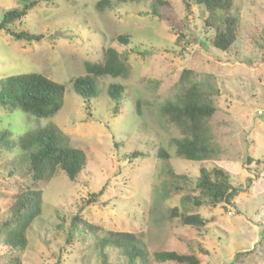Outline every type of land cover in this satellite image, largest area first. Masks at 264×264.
<instances>
[{
  "label": "rangeland",
  "instance_id": "rangeland-1",
  "mask_svg": "<svg viewBox=\"0 0 264 264\" xmlns=\"http://www.w3.org/2000/svg\"><path fill=\"white\" fill-rule=\"evenodd\" d=\"M101 1L0 0V21L36 2L10 28L44 36L39 44L17 42L0 30V81L39 74L65 86L62 109L48 119L0 107V131L9 130L16 141L54 129L64 146L89 150L76 181L58 170L43 184V227L29 230L26 252L0 244V264L16 258L20 264H101L94 239L85 242L76 233L66 243L76 214L97 227L99 237L137 236L149 264H175L156 262L157 252L194 255L200 264H264V0H234L236 41L226 52L212 45L225 14L193 0H186L190 11L184 0H163V7L156 0H109L113 8L99 10ZM109 48L120 54L127 73L96 79L97 97L87 102L75 92V80L86 75L85 63H103ZM186 71L190 81L183 83ZM113 85L124 89L116 111ZM192 87L214 110L205 134L213 153L202 162L177 155L174 142L185 134L161 111ZM160 149L170 160L157 157ZM137 151L141 155L133 158ZM18 159L23 153L16 146L0 158V168ZM201 167L228 172L238 191L232 204H211L196 189ZM25 190L24 181L0 176V225L10 216L13 196ZM100 192L97 203L85 205ZM183 216H199L204 226H186ZM111 252L109 262L123 264Z\"/></svg>",
  "mask_w": 264,
  "mask_h": 264
},
{
  "label": "trees",
  "instance_id": "trees-1",
  "mask_svg": "<svg viewBox=\"0 0 264 264\" xmlns=\"http://www.w3.org/2000/svg\"><path fill=\"white\" fill-rule=\"evenodd\" d=\"M156 1L161 7L167 5L163 0ZM193 1L196 6H203L209 11L225 14L212 45L216 50L228 51L236 41L237 20L230 15L234 0ZM184 2L190 11V4L186 0ZM35 6L36 2H33L25 5L23 10L5 13L0 21V30L8 33L17 42L41 43L44 40L43 35L18 33L10 28L17 22L22 23V20ZM97 8L99 10L112 9L113 3L103 0L97 4ZM163 17L162 19L170 26L180 29L177 21L171 16ZM119 41L128 44V39L123 36L119 38ZM103 58V63H85L86 75L75 80V92L87 102L97 97L96 79L105 76L119 78L127 73V66L117 50L112 48L105 50ZM190 75L191 72H184L182 82L188 83ZM64 94V85L39 74L11 76L0 81V107L9 112L20 110L38 119H48L58 114L63 106ZM109 96L117 103L116 111L120 105L119 102L124 97L123 87L111 86ZM161 111L185 134L183 139L174 142L179 157L202 162L213 153L205 134L206 121L213 115L214 110L196 92V88L188 89L176 102L165 103ZM11 137L12 133L9 130L0 131V158L4 153L11 152L19 146L23 159H18L17 163L10 168L7 165H4L6 168L1 167L0 170L6 175L0 174V176L24 181L26 190L12 198L15 203L11 207L10 216L0 225V244L12 251L26 252L29 245L27 238L29 230L34 225L37 227L44 225L42 219L43 184L49 183L58 170L65 173L71 181H76L88 165L89 150L64 146L54 129L38 130L16 141L10 140ZM140 155L141 153L137 151L131 156L138 158ZM129 157L126 155V158ZM157 157L163 161L170 160L169 154L162 149L159 150ZM230 178L228 172L222 168L209 171L201 167L196 189L201 191L211 204L230 205L238 192L231 185ZM100 194L101 192L91 194L85 205L97 203ZM196 204L200 205V201L197 200ZM182 222L186 226H204V221L199 216H183ZM57 228L65 231L63 224H59ZM98 231L97 227L87 225L81 220L80 214H76L70 218L66 243H71L77 233L85 242L91 243L94 239L95 248L99 250L101 264H112L109 262L111 250L116 260L123 264H149L146 249L137 236L130 233H109L107 236L99 237ZM154 259L159 263L200 264L196 256L181 255L176 252H157L154 254ZM8 264H20V260L11 259ZM56 264H61V260H58Z\"/></svg>",
  "mask_w": 264,
  "mask_h": 264
}]
</instances>
